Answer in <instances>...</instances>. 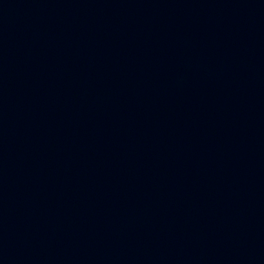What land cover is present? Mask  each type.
I'll list each match as a JSON object with an SVG mask.
<instances>
[{
	"label": "water",
	"instance_id": "obj_1",
	"mask_svg": "<svg viewBox=\"0 0 264 264\" xmlns=\"http://www.w3.org/2000/svg\"><path fill=\"white\" fill-rule=\"evenodd\" d=\"M0 264H264V0H0Z\"/></svg>",
	"mask_w": 264,
	"mask_h": 264
}]
</instances>
